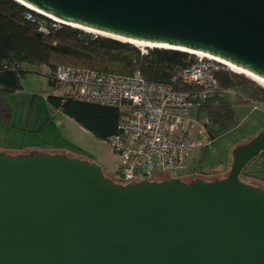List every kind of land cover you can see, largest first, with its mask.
<instances>
[{"label": "water", "instance_id": "95a60500", "mask_svg": "<svg viewBox=\"0 0 264 264\" xmlns=\"http://www.w3.org/2000/svg\"><path fill=\"white\" fill-rule=\"evenodd\" d=\"M14 1L58 24L143 51L209 55L264 81V0ZM262 152L264 129L232 149L223 178L125 184L96 162L0 152V264H264V189L240 179Z\"/></svg>", "mask_w": 264, "mask_h": 264}, {"label": "trees", "instance_id": "16d2710c", "mask_svg": "<svg viewBox=\"0 0 264 264\" xmlns=\"http://www.w3.org/2000/svg\"><path fill=\"white\" fill-rule=\"evenodd\" d=\"M145 51L143 53L140 46L58 24L14 0H0V125L10 123L9 95L21 90V81L27 74L33 70L42 71L43 67L51 73L59 66H68L104 74H138L148 83L169 85L177 91L192 94L198 91L194 85L180 82L181 72L196 61L195 55L162 48H146ZM47 77L51 88L60 86L51 76ZM216 79L217 86L204 99H197L195 110L197 119L206 120L205 127L212 138L227 133L236 124L234 108L225 99L226 93L234 94L237 103L264 106V87L245 75L223 71ZM46 100L53 111L73 120L96 140L110 144L112 138L120 135L123 112L119 108L85 102L73 95H49ZM263 155L264 152L257 158ZM101 173L111 180L102 168ZM244 177L264 183L246 168L240 179ZM164 179L168 178L163 176Z\"/></svg>", "mask_w": 264, "mask_h": 264}, {"label": "built area", "instance_id": "2783aa9c", "mask_svg": "<svg viewBox=\"0 0 264 264\" xmlns=\"http://www.w3.org/2000/svg\"><path fill=\"white\" fill-rule=\"evenodd\" d=\"M223 71L231 70L215 60L197 56L180 74L182 84L198 88L195 94L148 83L138 74H104L68 66H59L52 73L43 67L41 73L51 76L59 85L73 87V96L79 100L116 107L123 112L120 135L112 138L109 145L120 159L116 173L125 184L145 178L151 181L154 172L175 179L197 174L187 166L189 153L195 146L191 126L197 124L190 111L197 109V99H204L217 86L216 75ZM257 106L262 105L254 108Z\"/></svg>", "mask_w": 264, "mask_h": 264}, {"label": "rangeland", "instance_id": "374dc122", "mask_svg": "<svg viewBox=\"0 0 264 264\" xmlns=\"http://www.w3.org/2000/svg\"><path fill=\"white\" fill-rule=\"evenodd\" d=\"M231 72L234 73L232 70ZM39 78L44 79L45 92H43L41 84H38L37 90L39 89V91L29 94L28 89L30 88L22 80L21 85L24 86L21 89L23 91H19L17 95H9L8 104L12 109V115L9 125L0 126V140H3L5 135L9 133V143L12 142L10 139L15 137L14 140L17 142H21V140L27 141L26 143L34 142L37 144H43L44 142L50 152L60 150L62 155L70 158H79L87 162L97 161V164L112 181L122 183V179L116 173L120 159L113 152L110 145L89 137L86 142H83L84 148L74 149L68 136L72 134V131H67L65 125L61 122L65 120L64 115L53 111L49 106L46 100L47 96H63L65 95L64 93L69 91V88L65 87V85L57 86L58 88H55L53 92V88L50 87L48 81L41 76ZM253 82L256 83L254 80ZM225 99L233 105L236 124L227 133L216 138H210L205 127L206 120L203 118L197 119V124H192L191 126V137L195 142V146L189 153L187 160L188 167H194L198 170L206 169L210 165L221 164L215 167V171H201L202 173L178 180L183 182H188L191 179L213 181L225 177L230 168L232 149L237 145L248 142L253 136L263 130L264 109H252L250 104L237 103V97L231 93H226ZM194 116L195 111L191 110L190 117ZM20 130L25 131L27 135L19 136ZM24 136H26V140H24ZM0 152L6 155H15L7 148L0 150ZM246 170L253 172L258 178L264 180V155L251 161L247 165ZM163 176L171 178L169 174L164 175L154 172L152 173L151 181H161ZM243 181L257 184L264 188L263 182L258 183L250 177H244Z\"/></svg>", "mask_w": 264, "mask_h": 264}, {"label": "crops", "instance_id": "0c3cea01", "mask_svg": "<svg viewBox=\"0 0 264 264\" xmlns=\"http://www.w3.org/2000/svg\"><path fill=\"white\" fill-rule=\"evenodd\" d=\"M39 75L41 77L45 78L48 81V83H49L48 77L46 75L42 74L40 70H37V71L33 70V73L27 74L22 79L23 80L22 82H24V84L26 83L27 86L30 88V89H28L29 94H32V93L34 94L35 92L39 91V89L37 90L38 84H41V86L43 88V92H45L44 91V87L45 86H44V82H43L44 79L42 80V78H39L40 77ZM23 86L24 85H22V87ZM57 86L58 85H55V88H58ZM60 86H63V85H60ZM65 87H68L69 88V91H67L66 93H64L65 95H63V96H68V95H73L74 94L75 89L73 87L67 86V85H65ZM55 88L52 89L53 92H54V89ZM19 91L22 92L23 90L21 89ZM19 91L15 92L12 95H17L19 93ZM246 104L252 105V109H258V108L264 109V106H261V107L260 106H257V108H254V105H259V104H256V103H246ZM64 119L65 120H62L61 122L65 125V129L67 131H72V134L71 135H68V136H69V138L72 141V146L74 147V149H79L80 147H83L84 148L85 145L83 144V142L84 141L86 142L89 139V137H93V136L89 132H87L86 130H84L83 128H81L79 125H77L70 118L64 116ZM0 126H3V125H0ZM263 129H264V124H263ZM18 135L21 136V135H27V134H26L25 131H21L20 130V132L18 133ZM8 136H9V133H7V135H5V137H4L3 140H0V150L7 148L8 150H11V153L13 152L15 155H17V154L18 155L19 154H28L31 151L41 152V153H48V154H61V151L60 150H58V151H51V152L48 151L47 150L48 148L46 146V143H44V142H43V144H37V143H34V142L26 143L27 141H22V140H21V142H17V141L14 140L16 138L15 137L14 139H10L12 142L9 143ZM25 137L26 136H24V140H26ZM92 162H96L97 163V161H95V160H92ZM220 164L221 163L214 164V165H210L206 169H203L202 168L200 170L207 171L210 168H215L216 166H218ZM192 170H197L198 171V169H195L194 167H190L189 166V171H192ZM257 182L258 183H262L260 181H257Z\"/></svg>", "mask_w": 264, "mask_h": 264}, {"label": "bare ground", "instance_id": "6f19581e", "mask_svg": "<svg viewBox=\"0 0 264 264\" xmlns=\"http://www.w3.org/2000/svg\"><path fill=\"white\" fill-rule=\"evenodd\" d=\"M137 46H140L141 48H145L147 45L137 44ZM148 47L154 48L152 45H148ZM194 54L197 55V56L203 57V58H209V59L215 60V61L223 64L224 66H226L228 69H230V70H232V71H234L236 73L243 74L246 77H248V78L256 81L257 83H259L260 85L264 86V81L261 80L260 78L254 76V75H252L250 73H247V72L241 70L240 68H238L236 66H233V65H231V64H229V63H227V62H225L223 60H220L218 58H215V57H212V56H209V55L200 54V53H194Z\"/></svg>", "mask_w": 264, "mask_h": 264}]
</instances>
